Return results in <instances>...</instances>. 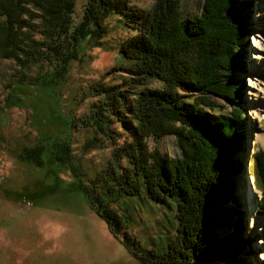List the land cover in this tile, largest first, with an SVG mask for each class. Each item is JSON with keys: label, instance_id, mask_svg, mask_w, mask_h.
Here are the masks:
<instances>
[{"label": "trees", "instance_id": "obj_1", "mask_svg": "<svg viewBox=\"0 0 264 264\" xmlns=\"http://www.w3.org/2000/svg\"><path fill=\"white\" fill-rule=\"evenodd\" d=\"M75 1L0 0V59L13 61L22 74L39 69L32 81L23 76L14 83L0 110L19 103L22 92L57 87L88 47L107 43V20L116 17L134 32L118 50L127 61L119 68L121 82L91 86L96 100L74 121L88 133L83 153L116 141L120 133L127 139L80 190L138 264H244L236 257L250 241L243 239L242 213L230 208L236 200L229 181L243 139L238 101L244 87L230 73L243 69L250 2L203 0L191 18L183 16L182 0H157L146 14L133 7L134 0H85L75 22ZM150 80L160 87H148ZM218 101L235 108L211 118ZM167 136L176 138L179 157L147 148V139ZM42 153V146L24 149L19 158L40 166ZM50 157L80 176L69 139L53 143ZM249 164L261 193L255 211L264 215V153L250 155ZM142 197L169 208L174 202L175 235L162 251L142 248L127 233L128 204Z\"/></svg>", "mask_w": 264, "mask_h": 264}, {"label": "rangeland", "instance_id": "obj_2", "mask_svg": "<svg viewBox=\"0 0 264 264\" xmlns=\"http://www.w3.org/2000/svg\"><path fill=\"white\" fill-rule=\"evenodd\" d=\"M240 1H249L251 8L246 17L249 45L242 53L243 69L240 74L230 73L244 87L238 101L244 112L240 126L243 139L240 149L233 154L229 178L236 202L230 208L242 213L243 239L250 241L248 253L245 251L236 259L244 264H264V260L257 259L264 252V215L255 214L261 193L256 189L253 192L250 187L254 186L250 183L253 177H247L248 157L259 150L264 153V94L259 93L263 100L249 94L250 83L263 77L255 74L253 67L258 62L252 55L257 35L264 33L258 28L264 23L261 21L264 14L259 15V11L264 12V0ZM156 2L134 0L132 5L146 14ZM84 5L85 0L75 1V22L80 21ZM202 5L203 0H182L183 16L197 17ZM107 21L110 29L107 43L98 48L88 47L82 61L71 63L68 75L57 87L22 92L19 103L0 110V264H138L130 248L110 235L105 222L93 213L86 194L79 188L106 168L113 149L127 139L125 133H120L116 141L103 142V147L83 153L88 133L81 121H74L80 120L88 112L89 104L96 100L88 89L97 83H120L119 68L127 64L118 50L134 32L116 17ZM38 70L31 67L22 74L13 61L0 59V107L6 103L15 82L23 76L32 81ZM261 73L264 74L263 69ZM146 83L150 88L161 85L155 80ZM232 103L224 105L218 101V109L210 117L229 115L235 108ZM255 109L261 115L259 120L253 117ZM114 128L117 130L116 125ZM253 135L259 137L253 139ZM65 139H69L72 163L78 167L80 176H74L68 167L50 157L53 143ZM146 145L150 151L157 149L169 158L180 156L173 136L149 138ZM39 146L43 147L40 166L19 158L24 149ZM139 199L128 204L132 217L127 233L136 237L142 248L162 251L175 235L174 202L169 201L173 205L169 208L144 197ZM251 216L256 222L252 231Z\"/></svg>", "mask_w": 264, "mask_h": 264}, {"label": "bare ground", "instance_id": "obj_3", "mask_svg": "<svg viewBox=\"0 0 264 264\" xmlns=\"http://www.w3.org/2000/svg\"><path fill=\"white\" fill-rule=\"evenodd\" d=\"M256 2H258V1H256ZM263 14H264V12L259 11V15L262 16ZM261 21L264 22V19L261 18ZM258 28H260L261 30H264V23H262L261 26ZM257 36L259 39L255 40V52H253L252 58L255 59L258 63L253 67V69H254L255 74H257L259 76L263 75V77L259 78L256 82L250 81L251 82L250 83L251 88L249 89V94H252V96L256 97L259 100H263V98L259 96V93H260V95L264 94V74L261 73V70L262 69L264 70V67L261 66V65L264 66V33L261 32ZM258 112H257V109L253 110V112H252L253 117L257 120H259L260 116H261ZM253 136H254L253 139H257L259 137V136L255 137V135H253ZM250 143H252V141ZM248 158H250V157H248ZM248 162H249V159H248ZM247 177L251 178V176H247ZM250 183L251 184L253 183V179L250 180ZM250 187H252L253 192L256 191L254 186L251 185ZM255 214H256V211H255ZM255 224H256L255 217L251 216L249 219V226L251 227V231H252L253 227L255 226ZM257 243H260V242H257ZM257 259L263 261L264 260V252L259 253L257 256Z\"/></svg>", "mask_w": 264, "mask_h": 264}, {"label": "water", "instance_id": "obj_4", "mask_svg": "<svg viewBox=\"0 0 264 264\" xmlns=\"http://www.w3.org/2000/svg\"><path fill=\"white\" fill-rule=\"evenodd\" d=\"M248 161V160H247ZM248 174V173H247Z\"/></svg>", "mask_w": 264, "mask_h": 264}, {"label": "flooded vegetation", "instance_id": "obj_5", "mask_svg": "<svg viewBox=\"0 0 264 264\" xmlns=\"http://www.w3.org/2000/svg\"><path fill=\"white\" fill-rule=\"evenodd\" d=\"M251 171V170H250Z\"/></svg>", "mask_w": 264, "mask_h": 264}]
</instances>
